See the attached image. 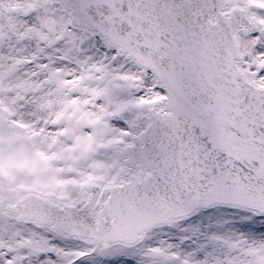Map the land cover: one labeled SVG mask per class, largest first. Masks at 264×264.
<instances>
[{
    "label": "snow or ice",
    "instance_id": "6c2138e0",
    "mask_svg": "<svg viewBox=\"0 0 264 264\" xmlns=\"http://www.w3.org/2000/svg\"><path fill=\"white\" fill-rule=\"evenodd\" d=\"M0 264H264V0H0Z\"/></svg>",
    "mask_w": 264,
    "mask_h": 264
}]
</instances>
